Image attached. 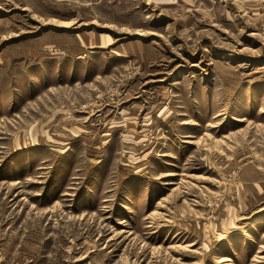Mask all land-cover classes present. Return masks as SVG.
I'll return each mask as SVG.
<instances>
[{
  "label": "rangeland",
  "instance_id": "374dc122",
  "mask_svg": "<svg viewBox=\"0 0 264 264\" xmlns=\"http://www.w3.org/2000/svg\"><path fill=\"white\" fill-rule=\"evenodd\" d=\"M0 264H264V0H0Z\"/></svg>",
  "mask_w": 264,
  "mask_h": 264
}]
</instances>
